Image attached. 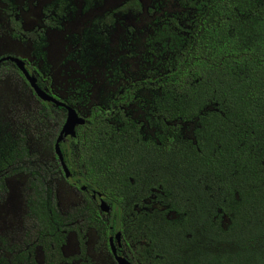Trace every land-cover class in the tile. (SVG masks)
<instances>
[{
	"label": "trees",
	"instance_id": "trees-1",
	"mask_svg": "<svg viewBox=\"0 0 264 264\" xmlns=\"http://www.w3.org/2000/svg\"><path fill=\"white\" fill-rule=\"evenodd\" d=\"M4 2L11 37L30 40L38 57L45 29L61 28L76 9L74 0H48L42 26L25 30L12 0ZM177 2L186 11L155 18L147 40L152 54L164 55L161 70L91 105L75 136L60 142L67 182L82 197L76 207L62 210L55 193L62 168L53 144L65 108L36 96L41 107L24 112L0 93V200L8 176H27L22 238L0 235V264H37V247L41 264H93L86 251L90 228L98 249H108V234L121 230L133 264H264V0ZM141 9L140 0H125L115 12ZM113 13L104 27L98 24L102 37ZM26 67L54 95L46 68ZM142 91L150 98L139 118L130 107ZM64 102L84 105L81 95ZM180 122L193 123L191 137ZM51 136L53 159H39L33 139ZM70 232L78 252L65 256Z\"/></svg>",
	"mask_w": 264,
	"mask_h": 264
},
{
	"label": "rangeland",
	"instance_id": "rangeland-1",
	"mask_svg": "<svg viewBox=\"0 0 264 264\" xmlns=\"http://www.w3.org/2000/svg\"><path fill=\"white\" fill-rule=\"evenodd\" d=\"M47 1L12 0L23 29L32 30L42 26V7ZM124 1L95 0L85 6L83 0H74L76 9L71 18L61 28L45 29V45L42 57H38L30 40L23 42L11 37L7 16L3 11L6 3L0 0V56L21 57L28 66H35L43 72L45 67L44 73L50 77L53 94L64 101L71 96L81 95L84 105L75 108L79 115L85 117L91 105L104 102L128 81L147 77L154 67L161 70L159 61L162 62L164 55L152 54L147 49V40L153 34V20L164 13L180 14L186 11L177 0H140L142 9L139 13L115 12ZM110 12H114L112 26H109L107 36L102 37L99 25L104 27L106 14ZM83 44L87 51L81 54ZM80 86L83 91L77 90ZM0 93L8 94L24 112L41 107L28 83L8 61L0 66ZM138 95L139 98L131 105L130 111L135 117L143 118L150 94L142 91ZM62 115V110L55 112L58 119ZM180 123L182 133L191 137L193 123ZM52 137L33 139L39 159H53L50 145ZM26 179L27 176L23 173L8 176L7 192L0 200V235H8L12 241L22 238ZM54 184L57 202L62 210L72 209L82 201L76 189L61 175L54 178ZM86 239L87 255L93 264H113L108 252L96 247L98 235L94 229H88ZM62 251L66 256L77 253L78 242L74 232L68 234ZM35 259L37 264H41L43 255L40 247L36 248ZM69 264H80V260H73Z\"/></svg>",
	"mask_w": 264,
	"mask_h": 264
},
{
	"label": "water",
	"instance_id": "water-1",
	"mask_svg": "<svg viewBox=\"0 0 264 264\" xmlns=\"http://www.w3.org/2000/svg\"><path fill=\"white\" fill-rule=\"evenodd\" d=\"M11 61L14 63L15 67L21 72L23 77L25 78L26 82L28 83L31 91L41 100L46 102H51L55 106L64 107L66 110L65 119L62 123V126L55 138L53 149L56 157L62 167V171L64 177L70 176V170L64 162L63 155L60 148V142L64 140L67 136L74 137L76 134V126L82 125L85 122V117L79 115L76 108L73 106L66 104L64 101L60 100L59 98L55 97L54 95L49 94L45 89L40 88L37 84V77L35 73H31L25 65V61L18 56L15 55H4L0 57V63L3 61ZM94 195L97 199V204L99 209L104 213L109 212V206L107 203L101 198V194L99 192H94ZM121 232L117 231L113 236H110V247L111 251L115 257L117 264H132L130 263L124 256L117 255L115 246L112 243V238L116 239L118 243H120Z\"/></svg>",
	"mask_w": 264,
	"mask_h": 264
},
{
	"label": "flooded vegetation",
	"instance_id": "flooded-vegetation-1",
	"mask_svg": "<svg viewBox=\"0 0 264 264\" xmlns=\"http://www.w3.org/2000/svg\"><path fill=\"white\" fill-rule=\"evenodd\" d=\"M1 57V56H0ZM9 61V60H8ZM1 63H4V61L3 62H1ZM1 63H0V66H1ZM5 64V63H4ZM25 65H26V62H25ZM27 66V65H26ZM27 68V67H26ZM30 70V69H29ZM62 126V125H61ZM61 128V127H60ZM60 130V129H59ZM59 132V131H58ZM63 141H68V137H66V138H64V140ZM59 162V161H58ZM60 164V163H59ZM61 166V165H60ZM62 168V167H61ZM60 175L63 177V179L67 182V180L68 179H70V176L69 177H64V174H63V171H62V173H60ZM68 183V182H67ZM69 184V183H68ZM70 185V184H69ZM70 186H72V185H70ZM77 191V190H76ZM94 197H95V195H94ZM102 198V197H101ZM94 201H95V204L98 206V204H97V199H96V197H95V199H94ZM99 207V206H98ZM104 214H106V213H104ZM117 231H120L121 232V237H120V243H118L117 242V240L116 239H114V238H112V243H113V245L115 246V249H116V253H117V255H121V256H124L126 259H127V257L125 256V254H124V252H125V250L127 249V245H128V243L127 242H125L124 241V238H123V233H122V231L121 230H119V229H117V230H114L112 233H109L108 234V236H107V243H108V249L106 248V247H104V248H101V249H104V250H106L107 252H108V254L110 255V257L112 258V260H113V264H114V262H116V260H115V257H114V255H113V253H112V251H111V247H110V236H113ZM68 236V235H67ZM78 242V241H77ZM66 243V242H65ZM65 245V244H64ZM131 245V244H130ZM132 246V245H131ZM100 249V248H99ZM100 249V250H101ZM78 252V251H77ZM64 254V253H63ZM76 254V253H75ZM66 256V255H65ZM128 260V259H127ZM129 261V260H128ZM130 263H131V261H129ZM66 264H69V263H66ZM116 264H117V262H116ZM133 264V263H132Z\"/></svg>",
	"mask_w": 264,
	"mask_h": 264
}]
</instances>
